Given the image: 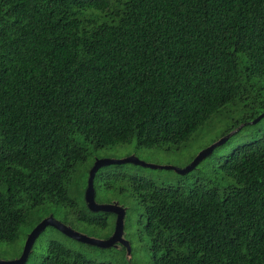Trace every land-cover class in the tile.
<instances>
[{
  "label": "trees",
  "instance_id": "16d2710c",
  "mask_svg": "<svg viewBox=\"0 0 264 264\" xmlns=\"http://www.w3.org/2000/svg\"><path fill=\"white\" fill-rule=\"evenodd\" d=\"M235 101L264 112V0H0V242L52 210L108 228L69 192L92 153L180 146ZM219 167L221 190L99 170L93 187L136 201L152 264H264V136ZM39 264L108 263L51 242Z\"/></svg>",
  "mask_w": 264,
  "mask_h": 264
},
{
  "label": "rangeland",
  "instance_id": "374dc122",
  "mask_svg": "<svg viewBox=\"0 0 264 264\" xmlns=\"http://www.w3.org/2000/svg\"><path fill=\"white\" fill-rule=\"evenodd\" d=\"M246 114L247 110L244 109L241 102L235 101L228 104L200 126L188 141L177 147L139 148L133 141L130 144L97 150L92 153L88 163L80 168L74 176L75 178L69 186L70 196L77 199L81 204L85 203L84 192L82 193V191L86 187H84L83 182H87L89 172L96 161H116L129 157L137 159L146 166L131 163L108 165L101 167L98 175L102 173H128L131 176L135 175L149 179L157 187L176 186L180 183L187 184L196 180H203L209 186H217L221 190L229 182L223 176L219 167L223 159L238 147L264 136V117L257 123L251 124V121L243 122ZM220 141H222V144L216 146L193 170L184 175L176 172V170L187 168L199 153ZM95 203L99 205L115 203L125 209L123 238L127 243L126 246L119 243L110 248L87 245L67 237L53 227L47 226L34 240L24 264H39L46 255L51 242H58L65 248L78 252L85 259L95 263L152 264L148 239L137 235V220L141 214V209L136 206V201L131 198L129 192L114 194L96 188ZM50 216L62 223V212L52 210L38 213V215L32 217V225L25 226L20 230V234L15 241L0 242V263H10L20 259L27 236L36 225L37 220ZM115 220L116 217L109 216V226L106 229L81 223L73 230L86 237L104 241L112 235L114 227L111 232V223L115 226Z\"/></svg>",
  "mask_w": 264,
  "mask_h": 264
},
{
  "label": "water",
  "instance_id": "95a60500",
  "mask_svg": "<svg viewBox=\"0 0 264 264\" xmlns=\"http://www.w3.org/2000/svg\"><path fill=\"white\" fill-rule=\"evenodd\" d=\"M263 117H264V112L262 114H260L258 117H256L254 120H252L251 124L257 123ZM220 144H222V141L212 145L211 147H208L207 149H205L204 151L199 153L197 155V157L192 161V163L187 168H185L183 170H176V172L179 173L180 175H184V174L190 172L199 164V162L202 159H204L206 156H208L212 152V150ZM126 163L146 166L143 163L139 162L137 159H134L132 157H129V158L124 159V160H116V161L115 160L96 161L95 164L93 165L92 169L89 172V176H88V180H87V187H86L85 192H84V201H85L86 206H87L89 211H91L93 213L103 212V213H110V214L115 215L116 220H115L114 231L108 239H106L104 241H100V240H96V239L86 237V236L79 234L78 232L74 231L71 227H69V226H67V225H65L59 221H56L53 217L50 216V217L43 219L41 222H39L32 229L30 234L27 236L25 247H24V250H23V253H22V256L20 257V259L13 261V262H10V263H0V264H24L27 260L28 253L30 251V248H31L34 240L47 226L53 227L56 230H58L59 232H61L62 234L66 235L67 237H69L75 241L87 244V245L96 246L99 248H110V247L116 246V244L119 243L121 245L126 246L127 243L123 238V229H124L123 221H124V217H125V209L123 207L115 204V203L110 204V205L96 204L95 203V191H94V187H93L94 176H95L96 172L101 167L108 166V165L126 164ZM149 167L154 168L152 166H149Z\"/></svg>",
  "mask_w": 264,
  "mask_h": 264
}]
</instances>
